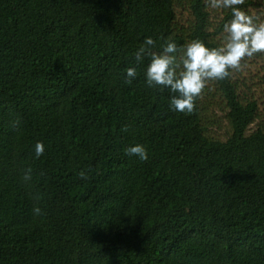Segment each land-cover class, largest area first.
I'll list each match as a JSON object with an SVG mask.
<instances>
[{
    "label": "trees",
    "instance_id": "obj_1",
    "mask_svg": "<svg viewBox=\"0 0 264 264\" xmlns=\"http://www.w3.org/2000/svg\"><path fill=\"white\" fill-rule=\"evenodd\" d=\"M252 4L237 7L248 14ZM210 8L0 0V264H264V121L252 73L208 81L189 114L170 107L169 89L148 86L149 58L134 59L149 36L154 51L167 38L221 46L232 12L214 22ZM249 61L264 82V53ZM211 94L226 112L224 141L207 136ZM137 144L147 161L127 154Z\"/></svg>",
    "mask_w": 264,
    "mask_h": 264
},
{
    "label": "clouds",
    "instance_id": "obj_2",
    "mask_svg": "<svg viewBox=\"0 0 264 264\" xmlns=\"http://www.w3.org/2000/svg\"><path fill=\"white\" fill-rule=\"evenodd\" d=\"M213 9H231L232 19L223 25V42L219 47H206L200 40H192L178 48L171 38L161 44L160 51H154L156 42L146 37L143 45L136 50L134 59L140 63L145 57L149 63L145 70L148 86L167 88L174 95L170 107L179 112L192 113L195 99L199 97L208 81L223 80L230 75L229 69L239 70L245 57L264 53V19L246 14L238 5L245 0H205ZM137 76L136 67L126 69L125 83L131 84ZM13 126H16L15 124ZM44 151L42 142L35 144V154L39 157ZM127 154L147 161L144 146L137 144L127 149ZM78 177L87 179V173L80 171ZM31 178L29 168L24 179ZM36 214L40 213L35 208Z\"/></svg>",
    "mask_w": 264,
    "mask_h": 264
},
{
    "label": "rangeland",
    "instance_id": "obj_3",
    "mask_svg": "<svg viewBox=\"0 0 264 264\" xmlns=\"http://www.w3.org/2000/svg\"><path fill=\"white\" fill-rule=\"evenodd\" d=\"M252 5L248 7V14L255 15L260 17V19H264V0H251ZM212 18L214 22L219 21L223 18V8L222 9H213L210 8ZM186 14L183 16L186 18ZM224 33L221 38V43L223 42ZM219 38V37H218ZM241 70L245 76H248L249 73H252L254 79L252 80L255 88L256 94L255 96L259 99L260 102V116L259 118L264 121V82L261 81L258 77L253 74H257L262 72L261 63L255 61H249L247 65L243 66V62L241 61ZM203 109L204 113V125L207 128V136L224 141L231 133L229 123L225 117V109L222 104L218 101L214 95H205L202 97ZM260 123L258 119L256 123L251 127V129L256 128V125Z\"/></svg>",
    "mask_w": 264,
    "mask_h": 264
}]
</instances>
